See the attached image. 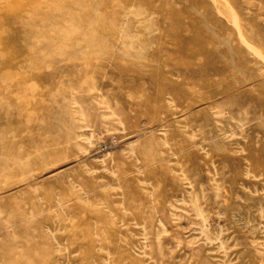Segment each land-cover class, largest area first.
<instances>
[{
    "label": "rangeland",
    "instance_id": "rangeland-1",
    "mask_svg": "<svg viewBox=\"0 0 264 264\" xmlns=\"http://www.w3.org/2000/svg\"><path fill=\"white\" fill-rule=\"evenodd\" d=\"M0 264H264V0H0Z\"/></svg>",
    "mask_w": 264,
    "mask_h": 264
},
{
    "label": "bare ground",
    "instance_id": "bare-ground-1",
    "mask_svg": "<svg viewBox=\"0 0 264 264\" xmlns=\"http://www.w3.org/2000/svg\"><path fill=\"white\" fill-rule=\"evenodd\" d=\"M176 21H177V20H176ZM176 21H175V22H176ZM173 24H174V23H173ZM178 24H179V23H178ZM180 24H182V23L180 22ZM191 25H193V24H190V28L193 27V26L191 27ZM194 26H195V25H194ZM194 28H195V27H194ZM200 32H201V30H200L198 27H196V28L194 29V35H193V37H192V38L189 40V42H188V43H190V44L186 45V47H185V44H184V45H181V44H180L182 39H178V38L180 37V36H178V34H177V35L172 34V37L174 36V37H173V40H175V43L177 42L176 44H179L181 47L184 46L185 48H188L189 45L191 46V44L193 45V44H196V43H200L199 36H202V35L200 34ZM177 36H178V37H177ZM174 38H175V39H174ZM183 39H184V38H183ZM184 40H185V39H184ZM205 40L208 41V39H205ZM203 42L205 43V41H202V40H201V43H203ZM183 43H184V42H183ZM204 43H203V44H204ZM197 45H198V44H197ZM207 45H208V43H207ZM187 46H188V47H187ZM195 46H196V45H195ZM199 47H200V48H199ZM199 47H198L199 49L197 48L198 51H196V52H198V53L203 51V49H201V44H200ZM206 47H207V46H206ZM176 48H177V47H176ZM185 48H184V49H185ZM192 48H193V47L191 46V48H190L191 51H190V50H189V51L183 50L184 53H185V51L187 52V54H188L187 57H190L191 59H192V57L196 54L194 51H192ZM202 48H204V47H202ZM178 49H179V48H178ZM204 49H205V48H204ZM208 49H209V48H208ZM181 50H182V49L180 48V54H181V52H182ZM206 50H207V49H206ZM206 50H204V51H206ZM209 50H210V49H209ZM206 52H207V51H206ZM208 52H209V51H208ZM211 52H212V51H211ZM204 53H205V52H204ZM204 53L202 52V54H204ZM202 54H199L200 56H197V57H202V56H201ZM209 54H210V53H209ZM209 54H204V55H209ZM212 54H213V56L215 55L214 53H211V55H212ZM197 55H198V54H197ZM185 56H186V54L184 55V58H186ZM214 57L216 58V56H214ZM204 58H205V57H204ZM202 59H203V58H202ZM189 62H190V60H189ZM206 62H207V61H206ZM206 62H205V64H207V66H208V63H206ZM208 62H209V61H208ZM203 63H204V62H203ZM187 64H190V63L187 62ZM187 64H186V65H187ZM205 64H203V65L206 66ZM211 65H213V64H211ZM211 65H210V66H211ZM200 66L202 67V65H200ZM186 67H189V65L186 66ZM226 67H227V65H226L225 67H222V68H226ZM228 67H229V66H228ZM206 68H207V67H206ZM211 68H212V67H211ZM214 68H215V67H214ZM198 69L200 70V68H198ZM227 69H229V68H227ZM227 69H226V70H227ZM212 70H214V69H212ZM199 72H200V71H199ZM176 102H177V101H176ZM213 104H214V103H213Z\"/></svg>",
    "mask_w": 264,
    "mask_h": 264
}]
</instances>
